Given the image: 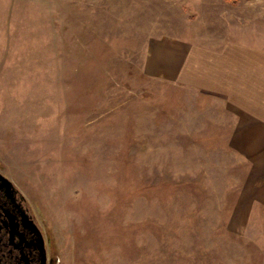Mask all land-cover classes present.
<instances>
[{
	"label": "rangeland",
	"instance_id": "374dc122",
	"mask_svg": "<svg viewBox=\"0 0 264 264\" xmlns=\"http://www.w3.org/2000/svg\"><path fill=\"white\" fill-rule=\"evenodd\" d=\"M230 2L0 0V172L58 264H264V205L202 132L214 110L141 70L151 33L229 36Z\"/></svg>",
	"mask_w": 264,
	"mask_h": 264
},
{
	"label": "crops",
	"instance_id": "0c3cea01",
	"mask_svg": "<svg viewBox=\"0 0 264 264\" xmlns=\"http://www.w3.org/2000/svg\"><path fill=\"white\" fill-rule=\"evenodd\" d=\"M230 3V20L217 22L229 36L151 33L143 41L141 70L190 94L199 115L214 110L213 122H201L202 132L225 142L242 164L244 183L253 187L242 200L264 205V0Z\"/></svg>",
	"mask_w": 264,
	"mask_h": 264
},
{
	"label": "flooded vegetation",
	"instance_id": "af4514ba",
	"mask_svg": "<svg viewBox=\"0 0 264 264\" xmlns=\"http://www.w3.org/2000/svg\"><path fill=\"white\" fill-rule=\"evenodd\" d=\"M51 237L26 198L0 172V264H58Z\"/></svg>",
	"mask_w": 264,
	"mask_h": 264
}]
</instances>
